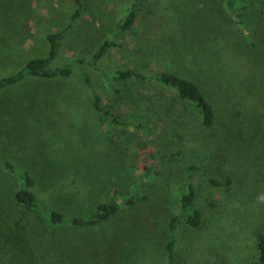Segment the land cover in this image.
I'll list each match as a JSON object with an SVG mask.
<instances>
[{"label": "rangeland", "instance_id": "374dc122", "mask_svg": "<svg viewBox=\"0 0 264 264\" xmlns=\"http://www.w3.org/2000/svg\"><path fill=\"white\" fill-rule=\"evenodd\" d=\"M246 1L240 23L225 0H146L121 32L132 0H84L52 64L72 63L74 72L30 75L0 89V162L11 166L0 169V264H254L256 234L264 233V109L210 94L215 121L206 127L191 102L153 77L164 69L205 87L203 56L190 45L212 47L219 71L221 49L232 46L250 64L248 89L264 94V0ZM74 8V0H0V77L46 56V34L66 27ZM153 38L167 55L151 52ZM106 41L116 44L95 63ZM117 69L146 79L115 80ZM158 90L163 103L154 107L143 94ZM96 91L122 118L148 114L147 128L113 123L94 107ZM26 173L47 206L66 216H83L102 202L119 210L96 226L53 229L45 213L15 198ZM189 181L204 222L179 223L170 263L168 226L181 214V187Z\"/></svg>", "mask_w": 264, "mask_h": 264}, {"label": "trees", "instance_id": "16d2710c", "mask_svg": "<svg viewBox=\"0 0 264 264\" xmlns=\"http://www.w3.org/2000/svg\"><path fill=\"white\" fill-rule=\"evenodd\" d=\"M146 0H132L130 8L125 16L124 21L121 23V32L130 28L136 21L141 8L145 4ZM226 7L229 11L233 12L238 19V22L245 20L244 10L248 7L246 0H225ZM241 2V3H240ZM75 8L72 14L71 22L61 30L49 32L46 34V38L49 43V52L46 56H38L30 58L24 67L19 69L17 72L0 77V89L7 86L16 84L17 82L23 80L26 76H40L45 78H65L69 77L73 72V64L66 63L62 66H52L53 62L58 56L62 41L65 34L69 29L73 27L74 22L80 18L82 10L84 7V0H74ZM155 16H152L153 21H155ZM157 22L165 28L164 19L157 16ZM240 22V23H241ZM114 41H106L100 50L94 54L93 60L96 61L101 58L102 54L106 51L109 46L115 45ZM152 44L154 47L151 52L157 54V56L162 57L167 55L162 44L156 40L152 39ZM220 44V43H219ZM192 50H197L203 56L201 58V65L203 70V75L206 77L205 80L207 84L205 87L200 86L197 82L191 78L177 74L169 70H159L153 73V77L159 84H162L168 90L171 89L174 94H176L181 99H186L191 102L199 111V116L202 123L206 127H210L215 121V111L213 105L209 101L210 94L215 97L221 98L231 104L244 103L247 106L256 108L259 110L264 109V94L261 91H255L248 89V85L245 84V79L248 75V70H250V64L247 60L242 58V56L234 51L233 48L223 46L219 53V63H222L223 68L219 71L217 63L215 61L216 51H212L211 48L201 47L195 48L190 45ZM207 57V58H206ZM214 60V61H213ZM84 63V60H79ZM85 73V80L89 87H92L91 78L89 74ZM115 80L128 79L136 77L139 79H146V74L143 72L132 70H114ZM205 83V81H203ZM261 86V83H260ZM262 87V86H261ZM115 91H119L117 87H114ZM143 97H147V101L151 106L157 107L161 106L162 102V92L160 90L153 91L152 94H143ZM142 97V98H143ZM94 107L103 113L105 116L111 117L113 123L131 125L135 124L137 127L147 128L146 120H150L151 117L146 113H133L134 119H127L126 117L118 116L111 113L105 107H103L101 101V95L96 91L94 92L93 98ZM11 168V166L6 163L0 162V169ZM189 176H192L194 167H189ZM25 183L20 186L15 193V198L17 202L28 210H40L45 213L48 218V223L57 229L64 225H92L96 226L101 222L111 219L114 214L119 210V206L116 202H102L99 203L97 208L83 216H66L65 214L51 209L47 206L45 201L39 197L37 192L34 190L35 181L34 178L28 173L23 175ZM208 181L211 185L217 186L221 183L216 179L209 177ZM183 192L180 197L181 214L172 217L167 233V245L166 250L168 252L169 261L172 263L174 261L175 254V233L178 228L179 223L185 220L187 224L192 227H200L204 222L203 212L196 206V186L194 182H187L182 185ZM130 202V201H129ZM237 219V218H236ZM236 222V221H234ZM240 224L239 221H237ZM257 245H258V257L254 264L264 263V233L258 232L256 234ZM208 264H217L216 262H210Z\"/></svg>", "mask_w": 264, "mask_h": 264}]
</instances>
